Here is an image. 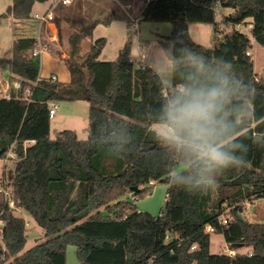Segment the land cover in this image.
Listing matches in <instances>:
<instances>
[{
  "label": "trees",
  "instance_id": "obj_1",
  "mask_svg": "<svg viewBox=\"0 0 264 264\" xmlns=\"http://www.w3.org/2000/svg\"><path fill=\"white\" fill-rule=\"evenodd\" d=\"M49 1L12 0L2 17L28 20L35 4L48 6ZM100 2L103 7L96 9L89 0H75L64 11L60 10L64 5L57 8L59 41L61 21L73 29L63 57L67 81L51 79L52 74L41 76L40 57L32 54L38 46L35 36L13 38L9 54L0 56V70L14 77L10 84L20 83L18 90L10 89V99L0 98L3 189L10 191L17 208L26 210L43 231L42 238L24 249L26 223L3 199L0 264H66L68 245L74 246L78 264H264V223L249 221L243 214L248 203L264 199V145L246 140V166L224 172L214 189L189 192L170 186L167 170L175 161L150 135L149 107L157 106L163 91L158 72L135 64L130 43L111 61L99 59L105 43L102 37L80 54L82 39L90 30L115 16V0ZM222 7L232 10L223 18L234 26L232 31L209 47L195 42L189 24L215 23ZM102 12L108 16L99 18ZM124 13L129 23L128 15H134L129 10ZM140 19L170 23L165 36L169 54L195 48L211 59L231 62L252 88L254 119L238 135L243 137L249 129L252 135L264 133V76L256 77L250 52L252 43L264 48V0H141ZM240 24H249L251 38L235 28ZM39 40L60 55L59 42L50 41L42 31ZM27 89L28 102L22 100ZM68 99L89 104L85 139L71 129L50 137L49 103ZM106 125L130 130L133 152L119 158L92 146V133L97 143L110 139L104 136ZM29 139L34 142L24 147ZM10 149L14 155L6 157ZM153 182L168 184L156 216L139 211L127 197L130 193L144 196ZM222 216L225 223L220 222ZM211 232L221 234L236 252L211 253ZM241 246L248 248L239 251Z\"/></svg>",
  "mask_w": 264,
  "mask_h": 264
},
{
  "label": "clouds",
  "instance_id": "obj_2",
  "mask_svg": "<svg viewBox=\"0 0 264 264\" xmlns=\"http://www.w3.org/2000/svg\"><path fill=\"white\" fill-rule=\"evenodd\" d=\"M157 106L149 107L150 135L169 152L175 165L167 170L170 186L206 192L218 186L224 172L246 166V140L264 145V133H238L254 119L252 88L224 58L211 59L195 48L165 53L157 63ZM105 143L92 146L106 155L123 158L133 152L134 136L127 128L106 125Z\"/></svg>",
  "mask_w": 264,
  "mask_h": 264
},
{
  "label": "rangeland",
  "instance_id": "obj_3",
  "mask_svg": "<svg viewBox=\"0 0 264 264\" xmlns=\"http://www.w3.org/2000/svg\"><path fill=\"white\" fill-rule=\"evenodd\" d=\"M138 1V0H137ZM12 0H0V56H6L9 54V49L11 45V40L17 36L30 35L34 36L36 34V25L30 30L27 22H18L16 20L3 18L2 15L5 13L7 7L11 4ZM125 2L124 0H115L113 4V10L115 11V16L107 23L98 22L91 30L90 34L82 39L80 54H83L89 49L90 43L97 38H104L105 43L102 47L101 53L99 55L100 60L111 61L117 57L119 50L123 47L125 43L133 44L134 52L138 37V32L141 33V39H159L166 42L165 36L169 35L171 30V25L167 21H153V20H143L140 19L137 24V32L130 27L128 23V18L125 15ZM124 5V6H123ZM47 7V3H37L33 10L41 11ZM232 10L227 7H222L217 10L215 14V23H190L189 24V34L191 38L204 46H211L216 39H222L226 34L232 31L233 25L224 22V16L228 15ZM106 12L100 13L99 18L107 17ZM85 17V16H83ZM237 30L246 34L251 38L250 26L237 25L235 26ZM72 28L65 22L61 21L60 24V34L61 40L59 42V47L61 49L60 55L56 54L54 49H48L46 51L45 57L47 63L51 62L58 67V72L54 74L56 79L59 81H64L67 79V70L65 67V62L63 57L66 55L68 48L67 38L72 32ZM44 31H42L43 33ZM163 35V36H162ZM168 42V41H167ZM155 44L151 43V49L153 50L157 47ZM159 45V44H158ZM57 48V47H55ZM149 48V46H148ZM131 51V48H130ZM253 69L257 78L264 76V48L258 44H253L250 48ZM163 55V52L161 56ZM131 59L134 60L135 64H138V60L134 53L130 55ZM161 58V57H160ZM160 58H158L160 60ZM47 64V65H48ZM48 74V71H45ZM11 79H14L12 75L8 76L6 71L0 70V89L4 88L5 83H10ZM57 105L56 113L50 118V137L54 138L56 133L64 129L74 130L79 139L87 138V133L85 128L87 126V116H88V102L83 99H68V100H55ZM157 125H151V128H155ZM3 160L0 159V204L3 202V183L1 178ZM168 184L164 182H153L151 183V191L144 196L134 197L131 193L127 195L131 199L136 208L139 211L147 212L151 215H158L164 203L165 195L167 192ZM14 213L24 219L27 228V239L24 245V249L31 247L37 240L42 238L43 231L41 227L36 223V221L30 216V214L23 208H14ZM244 217L249 221H257L264 223V199H256L251 203H248L243 212ZM230 245H228L221 234L211 232L210 234V252H236V250H231ZM248 247L241 246L238 250L244 251ZM74 246L68 245L66 250V264H78V260L75 256Z\"/></svg>",
  "mask_w": 264,
  "mask_h": 264
},
{
  "label": "built area",
  "instance_id": "obj_4",
  "mask_svg": "<svg viewBox=\"0 0 264 264\" xmlns=\"http://www.w3.org/2000/svg\"><path fill=\"white\" fill-rule=\"evenodd\" d=\"M70 3H71V0H50L46 9H44L43 11H33L31 13V17L28 20H16L18 22H27V24L35 23L36 25V34L34 36L37 37L38 39V46L33 49L32 51L33 55L39 56L41 58V56L45 54L47 51V47L43 45L41 41L39 40L42 30L46 31V36L50 41L52 42L58 41V27L55 21V12L57 8L59 7V5H67ZM129 8H130V5H126L125 11L127 12ZM128 16H129L130 27L133 30H135L137 28L139 17H135L130 14ZM143 59H144V55L142 54L139 57V61L142 62ZM51 79H56V76L52 74ZM11 88L14 89L15 91L18 90L20 88V83L17 80H15L11 84L6 82L4 88L0 89V98L10 99L12 97L11 90H10ZM29 94H30V90L29 89L25 90V94L22 97V100L28 102L30 100ZM56 109H57V105L55 101H51L49 103V108H48V114L50 118L55 115ZM33 142H34V139L26 140L23 143V146L25 147L26 145H29ZM13 155L14 154L11 149L6 153V157L13 156ZM2 192H3L5 205L8 208H13V209L17 208V205L14 199L11 197L10 191L7 189H3ZM220 222L221 223L226 222L223 216L220 218ZM3 225H4L3 221L0 220V243L3 238ZM206 229L212 230V227L207 226ZM234 253H235L234 251H231L230 254H234Z\"/></svg>",
  "mask_w": 264,
  "mask_h": 264
},
{
  "label": "crops",
  "instance_id": "obj_5",
  "mask_svg": "<svg viewBox=\"0 0 264 264\" xmlns=\"http://www.w3.org/2000/svg\"><path fill=\"white\" fill-rule=\"evenodd\" d=\"M82 1L86 2L87 0H82ZM89 1L92 4H94V9H96L98 5H101L103 7L102 4L104 2L102 1L103 3L101 4V2H100L101 0H89ZM74 2H75V0H71L70 4L61 6L60 10L64 11L65 10L64 7L70 6ZM127 4L130 5V8L128 9L129 12L132 13L134 16L139 17V15L141 13V0H138V1L137 0H132L130 3H127ZM34 11H36V10H34ZM41 11H43V10H41ZM58 13H59V10H56L55 14L57 15ZM28 26H29V28H27L26 30H30L31 28L35 27V23H28ZM44 32L46 33L45 30H44ZM134 32H137V28L134 30ZM141 35L142 34L138 32L135 52H134L133 44H131L130 55H132V53H134V55L136 56V59L138 60V65H147V66L153 68L154 70H156L158 72L159 71V68H158V65H157V63L159 62L158 58L161 57L162 52H163V54H165V53L169 54V43L167 41L163 42L162 40H159V39H150V40L141 39L140 38ZM21 36H30V35H21ZM17 37H19V36H17ZM58 39H59V31H58ZM55 43H58V41L55 42ZM151 43L155 44L154 46H157L154 50H153V48L151 49V47H152ZM148 46H149V48H148ZM45 54H43L41 56V58H40V60H41V76H48L50 74H56L58 72L57 65L53 64L52 62L50 64H48L47 60H49V59H47L45 57ZM142 54L144 55V59L142 60V62H140L139 61V57ZM66 70H67V68H66ZM45 71H48V74H45ZM68 79H69V74H68V71H67V79L64 80V81H67Z\"/></svg>",
  "mask_w": 264,
  "mask_h": 264
},
{
  "label": "water",
  "instance_id": "obj_6",
  "mask_svg": "<svg viewBox=\"0 0 264 264\" xmlns=\"http://www.w3.org/2000/svg\"><path fill=\"white\" fill-rule=\"evenodd\" d=\"M134 190H136V188H134ZM237 245H239V244H237Z\"/></svg>",
  "mask_w": 264,
  "mask_h": 264
}]
</instances>
